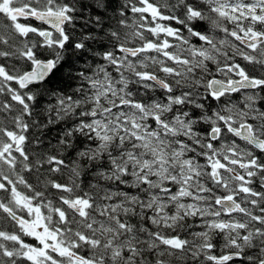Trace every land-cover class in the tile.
Returning <instances> with one entry per match:
<instances>
[{"label": "snow or ice", "instance_id": "snow-or-ice-1", "mask_svg": "<svg viewBox=\"0 0 264 264\" xmlns=\"http://www.w3.org/2000/svg\"><path fill=\"white\" fill-rule=\"evenodd\" d=\"M0 264H264V0H0Z\"/></svg>", "mask_w": 264, "mask_h": 264}]
</instances>
